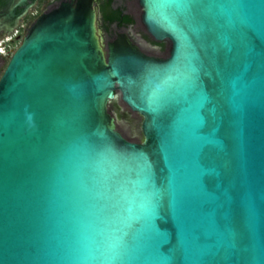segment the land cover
Masks as SVG:
<instances>
[{"label": "water", "instance_id": "water-1", "mask_svg": "<svg viewBox=\"0 0 264 264\" xmlns=\"http://www.w3.org/2000/svg\"><path fill=\"white\" fill-rule=\"evenodd\" d=\"M137 1L166 56L131 23L101 44L95 0H60L9 49L0 264H264V0Z\"/></svg>", "mask_w": 264, "mask_h": 264}, {"label": "rangeland", "instance_id": "rangeland-1", "mask_svg": "<svg viewBox=\"0 0 264 264\" xmlns=\"http://www.w3.org/2000/svg\"><path fill=\"white\" fill-rule=\"evenodd\" d=\"M115 3L121 5L126 13H129L134 21L127 25L126 30L128 33L136 40L143 49L146 51L160 55L166 56L168 53L169 43L164 42L161 46H152L150 43L154 42V39L147 33L145 27L140 20L141 7L137 0H115ZM96 32L101 40V44L109 38L108 32H113V25L109 24L107 29L103 25V20L98 11H96ZM22 36L17 41H21ZM16 47V42L13 46ZM9 50L5 51L3 54V62L0 64V71L6 59ZM108 110L115 117L118 130L127 138L135 141H142L143 135L140 130L141 115L135 111H132L119 96L114 97L108 103Z\"/></svg>", "mask_w": 264, "mask_h": 264}, {"label": "flooded vegetation", "instance_id": "flooded-vegetation-1", "mask_svg": "<svg viewBox=\"0 0 264 264\" xmlns=\"http://www.w3.org/2000/svg\"><path fill=\"white\" fill-rule=\"evenodd\" d=\"M59 1L60 0H0V64L3 62L2 56L4 52L9 50L11 46H13V43L26 33L34 19ZM100 1L101 0H95V8L101 15L99 8ZM112 5L116 6L119 4L115 3V0H113ZM123 12L126 13L124 8ZM103 25L106 28L104 21ZM108 30L109 29H107V31ZM108 34L110 38L114 33L109 31ZM160 42L164 44L165 41L154 40L150 45L161 46Z\"/></svg>", "mask_w": 264, "mask_h": 264}, {"label": "trees", "instance_id": "trees-1", "mask_svg": "<svg viewBox=\"0 0 264 264\" xmlns=\"http://www.w3.org/2000/svg\"><path fill=\"white\" fill-rule=\"evenodd\" d=\"M113 0H101L99 4L102 20L105 23L106 28L108 25L115 22L118 25H126L132 23L134 18L129 13L123 12L121 5H112ZM162 45L163 43L160 42Z\"/></svg>", "mask_w": 264, "mask_h": 264}]
</instances>
